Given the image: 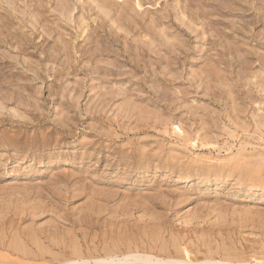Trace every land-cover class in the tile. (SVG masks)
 <instances>
[{
  "label": "rangeland",
  "instance_id": "1",
  "mask_svg": "<svg viewBox=\"0 0 264 264\" xmlns=\"http://www.w3.org/2000/svg\"><path fill=\"white\" fill-rule=\"evenodd\" d=\"M264 264V0H0V264Z\"/></svg>",
  "mask_w": 264,
  "mask_h": 264
},
{
  "label": "bare ground",
  "instance_id": "2",
  "mask_svg": "<svg viewBox=\"0 0 264 264\" xmlns=\"http://www.w3.org/2000/svg\"><path fill=\"white\" fill-rule=\"evenodd\" d=\"M220 264H226V262H220Z\"/></svg>",
  "mask_w": 264,
  "mask_h": 264
}]
</instances>
